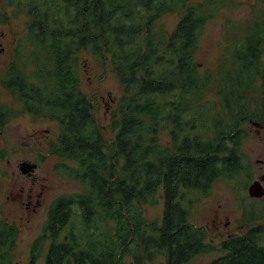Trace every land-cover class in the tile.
Masks as SVG:
<instances>
[{
	"label": "trees",
	"instance_id": "obj_1",
	"mask_svg": "<svg viewBox=\"0 0 264 264\" xmlns=\"http://www.w3.org/2000/svg\"><path fill=\"white\" fill-rule=\"evenodd\" d=\"M220 2L5 0L27 20L0 86L33 119L57 124L47 145L62 160L54 168L81 186L51 200L29 264L42 256L43 264H189L217 250L190 221L191 209L216 181L250 179L246 126H264V1L224 47L214 78L195 60ZM170 13H180L174 29H157ZM86 56L120 84L107 125L80 88ZM211 90L216 99L206 98ZM10 116L0 107V128ZM159 199L160 218L148 220L144 208ZM258 203L243 218L247 229L222 239V254L208 264H264ZM17 233L15 223L0 221V264H14Z\"/></svg>",
	"mask_w": 264,
	"mask_h": 264
},
{
	"label": "rangeland",
	"instance_id": "obj_2",
	"mask_svg": "<svg viewBox=\"0 0 264 264\" xmlns=\"http://www.w3.org/2000/svg\"><path fill=\"white\" fill-rule=\"evenodd\" d=\"M263 1L221 0L212 18L206 22L198 41L195 60L201 71H210L215 77L216 62L224 47L236 35L242 34L241 29L247 26L254 12L263 7ZM0 13L6 18L5 23H0L1 76L22 49V43L19 42L24 41L27 18L15 13L14 6L7 5L5 0H0ZM179 17L180 13L166 14L158 20L156 28L171 32ZM23 53L26 57L25 48ZM262 59L264 61V46ZM80 60L83 61L80 68V88L93 98L98 124L107 125L110 112L121 93L120 84L108 66L102 68L88 56ZM206 98L216 99L213 90L207 93ZM258 101L257 99L256 102ZM0 107H6L11 115L0 128V221L13 222L18 229L16 245L12 250L14 264H29L30 245L41 232L49 203L60 194L80 191L81 186L54 168L57 163L62 162L60 158L50 154L47 147L59 130L54 121L33 119L22 110L14 94L2 86ZM246 129L250 136L245 139L243 149L251 168L250 179L216 181L208 194L200 197L191 209L190 221L206 228L207 241L217 246V250L198 255L189 264H208L211 259L222 254L218 243L229 235L243 233L248 226L243 218L249 214L251 205L255 204L256 207L258 202L264 201L263 197H250L247 191L248 185L264 173V126L248 124ZM105 135L110 137L108 131H105ZM161 139L166 142L167 136L161 133ZM23 161L36 164L33 178L29 179L20 172L18 167ZM247 181L249 184L245 185ZM29 190L34 197L26 195ZM161 209L159 199L156 205L144 208V215L148 220L159 219ZM261 213L263 210L256 215ZM254 224L264 225V217ZM36 264H43V256ZM152 264H163V261L158 258Z\"/></svg>",
	"mask_w": 264,
	"mask_h": 264
},
{
	"label": "water",
	"instance_id": "obj_3",
	"mask_svg": "<svg viewBox=\"0 0 264 264\" xmlns=\"http://www.w3.org/2000/svg\"><path fill=\"white\" fill-rule=\"evenodd\" d=\"M254 125L256 127H260L259 123H254ZM36 167L35 163L32 162H28V161H23L19 164V170L22 174L26 175V174H30L31 172L34 171ZM261 181H264V173L260 176L259 179L252 181L248 187H247V191L250 197L253 198H260V197H264V187L261 184Z\"/></svg>",
	"mask_w": 264,
	"mask_h": 264
},
{
	"label": "flooded vegetation",
	"instance_id": "obj_4",
	"mask_svg": "<svg viewBox=\"0 0 264 264\" xmlns=\"http://www.w3.org/2000/svg\"><path fill=\"white\" fill-rule=\"evenodd\" d=\"M35 169H36V167H35ZM35 169H34V171H35ZM34 171L31 172L30 174H26V177L29 178V179H30V178H33V177H34V176H33V175H34ZM253 181H254V180H253ZM33 184H34V182H33ZM261 184H262L263 187H264V181H261ZM31 192H32V191L29 190V192H27L26 195H27L28 197H34V195L31 194ZM37 196H39V194H37ZM35 197H36V195H35ZM263 198H264V197H263ZM36 201H38V199H36ZM27 204H29V203H27ZM217 222H218V224L220 223V221H217ZM215 224H216V223H215ZM216 225H217V224H216ZM216 225H215V226H216Z\"/></svg>",
	"mask_w": 264,
	"mask_h": 264
}]
</instances>
